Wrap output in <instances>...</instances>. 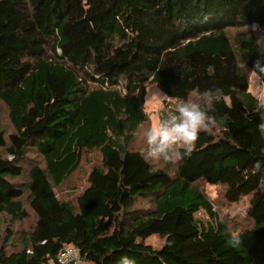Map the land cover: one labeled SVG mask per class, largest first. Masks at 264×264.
<instances>
[{
  "label": "trees",
  "instance_id": "obj_1",
  "mask_svg": "<svg viewBox=\"0 0 264 264\" xmlns=\"http://www.w3.org/2000/svg\"><path fill=\"white\" fill-rule=\"evenodd\" d=\"M254 26L264 31V0H0V104L13 127L0 129V219L35 218L21 236L5 230L0 264H60L69 246L79 264H264ZM148 85L178 102L221 90L216 131L176 151L174 174L132 147ZM94 150L100 166L75 202L62 199ZM200 182L223 187L227 204L249 197V227L235 233Z\"/></svg>",
  "mask_w": 264,
  "mask_h": 264
},
{
  "label": "rangeland",
  "instance_id": "obj_2",
  "mask_svg": "<svg viewBox=\"0 0 264 264\" xmlns=\"http://www.w3.org/2000/svg\"><path fill=\"white\" fill-rule=\"evenodd\" d=\"M253 30L257 32L259 44L264 51V31L258 29L256 26L253 27ZM246 33L245 29L233 30L232 36L244 35ZM247 71V70H246ZM247 73H249L247 71ZM249 77V89L251 93L260 101V104H264V85L262 84L259 78L252 76L250 73ZM146 96L144 103V110L146 113V121L140 126L138 133L135 136L134 149L141 150L146 157L152 161L154 164L161 168H165L170 171L171 174H174L176 169L177 153L173 154L170 159L164 160L162 157L157 159L153 157L148 151L147 139H146V130L147 128L157 123L163 111H171L174 108V105L178 101L170 100L168 97L164 100L159 99L163 92L155 85H148L146 87ZM0 129L11 133L13 127L10 123L8 110L6 107L0 104ZM212 132L216 131L215 128L210 129ZM136 144V146H135ZM181 148L177 146L175 152ZM101 163V154L98 150L87 151L82 155L81 164L77 172L72 176V178L63 184L57 193L64 200L74 201L76 196L81 193L83 188L87 185V178L91 170L100 166ZM19 182V181H17ZM24 179L20 182L23 183ZM196 186L205 194V196L211 200L213 203L214 209L217 212L218 216L223 219L224 222L229 224L231 229L236 233V230H242L251 224L249 218V207L250 200L249 197H243L240 202L236 204H227L224 201V188L218 186H211L205 184L204 182L197 183ZM75 202V201H74ZM75 204V203H74ZM135 207H144L147 206L146 201H138ZM149 207V203H148ZM26 209H29L26 206ZM29 218L19 222L12 220H5L4 218L0 219V237L5 234V230L10 229L13 233L18 234L19 236L23 235L24 232L30 231L34 224V214L29 210ZM6 235V234H5ZM4 235V236H5ZM2 239V238H1ZM0 239V242H1ZM148 242L156 249H159L164 244V239L154 236L148 240ZM3 243V242H2ZM0 243V245L2 244Z\"/></svg>",
  "mask_w": 264,
  "mask_h": 264
},
{
  "label": "clouds",
  "instance_id": "obj_3",
  "mask_svg": "<svg viewBox=\"0 0 264 264\" xmlns=\"http://www.w3.org/2000/svg\"><path fill=\"white\" fill-rule=\"evenodd\" d=\"M250 74L256 78L264 77V56L257 57ZM119 84L122 88L127 86L126 75L121 74ZM166 98L167 94L163 93L159 99ZM220 98L221 90L210 88L203 93L201 102L183 99L177 102L171 111H163L158 122L150 125L146 130L149 153L157 159L162 157L168 160L176 153V147L181 146L184 154L190 155L200 132L215 126L216 119L210 114V109ZM257 111L260 112L258 129L264 134V104L260 105ZM121 264H129V261L127 258H122Z\"/></svg>",
  "mask_w": 264,
  "mask_h": 264
},
{
  "label": "built area",
  "instance_id": "obj_4",
  "mask_svg": "<svg viewBox=\"0 0 264 264\" xmlns=\"http://www.w3.org/2000/svg\"><path fill=\"white\" fill-rule=\"evenodd\" d=\"M57 260L60 264H79V251L76 248L69 246L58 255Z\"/></svg>",
  "mask_w": 264,
  "mask_h": 264
}]
</instances>
